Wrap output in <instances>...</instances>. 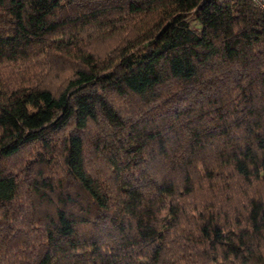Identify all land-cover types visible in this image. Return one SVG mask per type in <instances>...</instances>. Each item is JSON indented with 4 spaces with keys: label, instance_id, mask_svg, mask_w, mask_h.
I'll return each instance as SVG.
<instances>
[{
    "label": "trees",
    "instance_id": "16d2710c",
    "mask_svg": "<svg viewBox=\"0 0 264 264\" xmlns=\"http://www.w3.org/2000/svg\"><path fill=\"white\" fill-rule=\"evenodd\" d=\"M0 264H264V13L0 0Z\"/></svg>",
    "mask_w": 264,
    "mask_h": 264
},
{
    "label": "built area",
    "instance_id": "2783aa9c",
    "mask_svg": "<svg viewBox=\"0 0 264 264\" xmlns=\"http://www.w3.org/2000/svg\"><path fill=\"white\" fill-rule=\"evenodd\" d=\"M253 6L264 13V0H251Z\"/></svg>",
    "mask_w": 264,
    "mask_h": 264
}]
</instances>
